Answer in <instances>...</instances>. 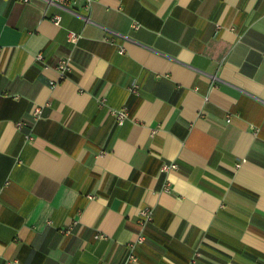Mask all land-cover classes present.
I'll return each mask as SVG.
<instances>
[{"label": "crops", "instance_id": "crops-1", "mask_svg": "<svg viewBox=\"0 0 264 264\" xmlns=\"http://www.w3.org/2000/svg\"><path fill=\"white\" fill-rule=\"evenodd\" d=\"M70 8L0 0V264H264V0Z\"/></svg>", "mask_w": 264, "mask_h": 264}, {"label": "built area", "instance_id": "built-area-1", "mask_svg": "<svg viewBox=\"0 0 264 264\" xmlns=\"http://www.w3.org/2000/svg\"><path fill=\"white\" fill-rule=\"evenodd\" d=\"M23 1H27V0H23ZM47 3L49 4H57L61 7H66V8H69L71 9L72 11H74L72 7L78 0H46ZM82 1V5H83V8L85 10H89L90 9V6H91V2L92 0H81ZM51 20L54 24H57L59 25L60 24V20H61V17L59 14H53L51 15ZM79 37V34L73 30H68L67 31V40L71 43H75L76 40L78 39ZM120 52L122 51V49L119 50ZM35 58L38 60V61H41L42 60V54L41 53H38ZM43 67H46L45 64H42ZM54 69L57 71V74H58V78L59 79H63L66 77V75L71 71V64H70V57L69 56H62V57H59L55 64H54ZM53 84V82L51 83ZM137 84L136 83H131V85L129 86V90L132 91V92H136L137 91ZM100 103H104L105 101V98L104 97H101L99 99ZM39 112V107H37L34 111V116L37 115V113ZM111 114L113 115L114 119H115V122L117 125H122L125 120L128 118L129 116V110L127 108V106L123 105L119 108H112L110 110ZM227 121L229 120V117H227L226 119ZM22 124H24L23 121H19L17 122V126H21ZM26 138L28 140H31L32 139V135L27 133L26 134ZM176 166V164L174 162H164L161 164L160 166V171L161 172H164V171H167L171 168H174ZM162 190L163 191H166V192H169L170 191V187L168 185V182H165L164 185L162 186ZM152 220V211L149 207H142L139 211V217H138V223L141 225V226H144L145 224L149 223L150 221ZM97 236H101L100 233H96L95 234V237ZM144 240V236L142 234H139L137 236V238L131 242L128 243V246H129V251H128V254L126 256V259H125V262H128V261H137V256L133 253V248L134 246L137 244V243H141L142 241Z\"/></svg>", "mask_w": 264, "mask_h": 264}]
</instances>
